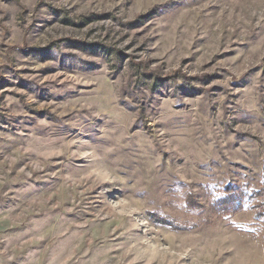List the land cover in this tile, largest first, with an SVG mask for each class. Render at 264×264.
Segmentation results:
<instances>
[{
	"label": "rangeland",
	"instance_id": "obj_1",
	"mask_svg": "<svg viewBox=\"0 0 264 264\" xmlns=\"http://www.w3.org/2000/svg\"><path fill=\"white\" fill-rule=\"evenodd\" d=\"M0 264H264V0H0Z\"/></svg>",
	"mask_w": 264,
	"mask_h": 264
}]
</instances>
